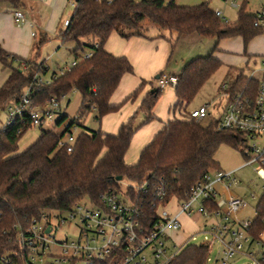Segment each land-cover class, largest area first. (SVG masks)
<instances>
[{
	"label": "trees",
	"instance_id": "16d2710c",
	"mask_svg": "<svg viewBox=\"0 0 264 264\" xmlns=\"http://www.w3.org/2000/svg\"><path fill=\"white\" fill-rule=\"evenodd\" d=\"M0 1L13 8L22 5V0ZM72 2V14L57 36L62 43H74L71 52L76 64L62 75L52 73L49 83L36 87L34 102L41 105L50 98L62 101L73 90L79 92L81 102L75 117L64 112L53 125L55 131L41 130L37 140L20 153L17 152V142L32 127L29 120L22 123L17 119L5 131H0V253L16 249V227H26L45 211L65 212L76 202L87 200L98 203L105 192L120 190L118 176L135 185L144 184L136 194L131 187L127 192L135 199L145 218H152L158 204L173 198H185L188 189L203 174L220 170L214 159L220 145L238 148L247 139L241 132L219 129L217 119L203 124L185 116L188 103L219 66V59L213 56L215 48L206 56H197L186 62L177 74L176 100L172 108L183 111L184 115L166 121L140 151L134 164H126L124 155L134 132L155 119L153 109L162 88L149 81L150 89L136 111L114 134L91 130L81 121L86 114L94 112V118L99 122L105 114L116 110L118 106L110 105L109 98L122 75L132 72V65L125 56L113 55L104 49L111 32L115 31L125 39L134 36L151 38L153 36L146 33V24L151 23L162 30L175 32L177 37L191 34L217 39L240 36L246 45L264 30L253 26V13L246 10L245 3L240 5L237 18L228 22L216 15L207 2L194 5L178 4L175 0ZM83 37L93 42L84 44ZM45 41L46 34L40 32L33 43L35 54ZM85 45L89 47V57H84ZM0 64L9 71L0 86L1 109L18 100L35 73H45L46 70L41 62L18 57L1 48ZM145 83L141 81L127 99L137 96ZM225 85L229 93L244 90L254 94L258 80L239 74ZM139 113L144 116L136 123ZM66 121L81 127L71 151L57 146ZM263 230L264 189L255 207L252 233L257 235ZM209 249L206 243H189L171 264H206Z\"/></svg>",
	"mask_w": 264,
	"mask_h": 264
},
{
	"label": "built area",
	"instance_id": "2783aa9c",
	"mask_svg": "<svg viewBox=\"0 0 264 264\" xmlns=\"http://www.w3.org/2000/svg\"><path fill=\"white\" fill-rule=\"evenodd\" d=\"M230 1L235 3L237 0ZM215 13L222 17L220 11L216 10ZM13 15L15 23L24 22L22 11L15 9ZM63 24H67V19ZM253 26L264 30V4L253 12ZM90 55V52L84 53V57ZM75 64L76 60H73L68 66L59 68L56 74H64ZM49 81L42 73H35L31 77L18 100L3 108L5 120L0 131H5L17 119L22 123L29 120L32 127L40 126L45 120L54 125L57 118L64 114L61 100L50 98L41 105L34 102L35 88ZM177 82L178 76L175 74L161 72L156 78V86L160 88L175 87ZM222 88L225 100L215 118L217 127L243 133L247 137L245 143L249 140H264V74L258 79V88L254 94L244 90L229 93L225 84ZM211 105L212 101H209L187 111L185 116L202 121L211 116ZM63 128L65 131L57 146L71 151L77 126L66 121ZM257 144L254 142L241 149L244 159L241 167L255 163V172L263 180L264 189V147L260 149ZM234 172L220 169L203 174L188 189L185 198H173L177 203L174 212L159 210L171 199L158 204L154 216L148 219L127 190L125 193L120 190L107 191L100 196L98 203L88 200L76 202L65 212H42L26 227H16L17 247L1 252L0 264H171L180 250L189 244V238L193 239L188 235L180 242L174 239L176 233H184L180 216L189 217L193 214L213 219L205 222L201 231L220 243L222 256L216 258V261L224 263L228 258L242 254L251 259L245 264H264L262 232L254 235L253 219L239 220L237 217L246 206V201L237 195L223 194L236 181ZM143 185H135L131 190L136 194ZM71 221L77 227L76 236L55 239V229ZM203 243L210 248V242ZM54 246H60V250H54ZM208 260L209 256L206 264Z\"/></svg>",
	"mask_w": 264,
	"mask_h": 264
},
{
	"label": "rangeland",
	"instance_id": "374dc122",
	"mask_svg": "<svg viewBox=\"0 0 264 264\" xmlns=\"http://www.w3.org/2000/svg\"><path fill=\"white\" fill-rule=\"evenodd\" d=\"M139 1V0H135ZM178 4L182 5H194L200 2H207L209 7L214 11L219 10L222 17L232 22L237 18V12L242 3L246 4V10L249 12H255L260 8V4L264 0H237L232 3L230 0H176ZM62 14L58 20L49 18L52 9V0L43 1L40 3L38 11L36 12L35 7L33 11V18L37 20L41 28L47 31L49 39L45 41L35 54L32 59L41 62L45 67V73L42 76L45 79H50L52 73H58L59 68L68 66L73 60L74 55L71 49L74 47L72 41L62 43L60 38L57 36L58 30L64 26L63 20L69 18L73 11L72 0H63ZM37 9V8H36ZM148 31L147 34L164 33L168 41V51L165 59V67L162 73L174 72L180 73L182 67L186 62L197 56H206L213 51V56L219 59V66L217 70L211 74V76L203 83L196 96L186 106V111L197 108L209 101H212V105L209 108L211 116L202 120L205 124L210 119H215L221 110L224 102L223 88L222 86L229 81L234 80L239 74L244 76H252L254 79L260 78V73L264 69V32L256 35L248 41L246 45L243 44L240 36L223 37L217 39L213 36H202L199 34L183 35L177 37L175 32H169L168 30H162L156 25L147 23ZM55 28V29H54ZM56 30V31H55ZM89 39V40H88ZM81 41L84 44L91 43L90 38L83 37ZM88 46L85 45L84 52L88 51ZM159 74V73H158ZM157 75V74H156ZM155 75V76H156ZM2 73L0 72V77ZM156 85V79L154 76L151 78ZM172 100V89L169 86H165L161 89L160 96L158 97L155 105V111L165 112L167 110V103ZM81 102V96L78 91H71L61 101L64 106V112L69 117H75L77 110ZM216 105V106H215ZM141 114L136 116V123L141 121ZM183 111L175 110L171 111L172 117H181ZM95 113L89 112L83 118H81L84 126L91 130H97L100 128V123L94 118ZM5 120V113L0 108V126ZM81 127H77L74 131L75 135L80 131ZM41 130H53L55 131L52 122L45 120L40 126L36 125L29 128L17 142V152L20 153L31 146L38 138ZM254 142H258L257 146L262 149L264 147V140L258 139L257 141L249 140L238 148H233L226 144H222L217 149L214 159L216 160L218 167L224 171L234 170V177L237 179L234 184L230 186V190L237 196L244 197L246 206L238 214L240 219L255 217V207L263 193V180L257 176L255 172L256 164L246 165L241 168L244 163L241 149L244 146H251ZM120 192L125 193L128 187H135V184L128 179H121L119 181ZM251 193L254 194L251 197ZM177 208L175 200H171L165 206L159 208V210H167L174 212ZM185 216V215H184ZM183 222H182V221ZM213 221L212 218L199 216L193 214L187 219L184 217L180 218L181 226L184 228V234L188 235L189 238L187 243L199 244L204 241L210 242L209 249V260L207 264H245L251 259L242 254H236L233 257L228 258L224 263L216 261V258H221L220 253L221 245L217 240L213 239L211 235L203 233V224L205 222ZM77 227L74 221L65 223L59 226L54 231L55 239L63 240L66 237L68 239L76 236ZM183 234L174 235V239L177 242L182 241ZM262 239L264 240V230L262 232ZM54 250H60V246H54Z\"/></svg>",
	"mask_w": 264,
	"mask_h": 264
},
{
	"label": "crops",
	"instance_id": "0c3cea01",
	"mask_svg": "<svg viewBox=\"0 0 264 264\" xmlns=\"http://www.w3.org/2000/svg\"><path fill=\"white\" fill-rule=\"evenodd\" d=\"M41 2L42 0H22V5L20 7L13 8L9 4L0 1L1 49L24 59H31L34 53L33 43L39 36L40 32L45 33L47 36V40L49 39L47 31L41 28L40 24L32 16L34 7L37 12ZM175 2L178 3L176 0ZM63 3V0H52V9L51 14L49 15V18L52 19V22L54 20L57 21L58 18L61 17L63 11ZM263 4L264 2L260 4V7ZM15 9L22 11L24 15V22L22 24L15 23L13 15V11ZM66 19L68 18H65L63 21H65ZM32 33L35 34L33 35ZM152 36L153 37L151 38L134 36L125 39L119 36L117 32L113 31L104 43L103 47L106 51L112 53L113 55L125 56L129 60L132 65V72L122 75L119 84L109 98V104L113 106L117 105L118 108L105 114L101 118V120L99 121L100 128H98L97 130H100L104 133H116L120 125L124 123L136 111L141 99L150 89V84L148 82L152 80L151 78L153 76L155 78L156 74L158 75V73H161L164 70L165 59L168 51L167 44L169 40L164 33L160 36H157L156 34H152ZM0 72L2 73V76L0 77L1 86L6 80L9 71L3 69L0 64ZM168 74L177 75L174 72H168ZM263 74L264 69L261 71L260 77H262ZM143 80L146 83L144 84L138 95L134 98L127 99V97L139 86V84ZM169 87H171L172 89V100L171 102L167 103V110L162 113L155 111L154 107L153 113L155 115V119L142 125L134 132L129 147L124 155V161L126 164H134L138 159L140 151L145 145L149 143L154 134L163 127L166 121L173 118L171 116V111L174 112L172 106L174 105L176 99L174 94V87ZM140 114V116H142V121L144 115L142 113ZM223 194L235 195V193L230 190V187L229 189L225 190ZM181 217L187 219V217L184 215H181L180 218ZM238 219L242 220L239 217ZM182 229L184 230L183 227ZM178 234L181 235L182 233H176L175 235ZM185 235L186 234L183 233L182 238H184Z\"/></svg>",
	"mask_w": 264,
	"mask_h": 264
},
{
	"label": "water",
	"instance_id": "95a60500",
	"mask_svg": "<svg viewBox=\"0 0 264 264\" xmlns=\"http://www.w3.org/2000/svg\"><path fill=\"white\" fill-rule=\"evenodd\" d=\"M157 76H158V75H156L155 78H157ZM121 179H122L121 176H118V177L116 178V180H118V181H120ZM46 230H48V229H46Z\"/></svg>",
	"mask_w": 264,
	"mask_h": 264
}]
</instances>
